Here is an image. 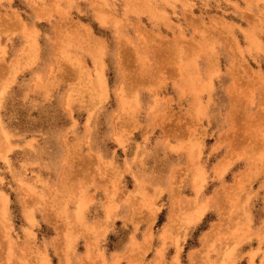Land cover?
Masks as SVG:
<instances>
[{"label": "rangeland", "instance_id": "1", "mask_svg": "<svg viewBox=\"0 0 264 264\" xmlns=\"http://www.w3.org/2000/svg\"><path fill=\"white\" fill-rule=\"evenodd\" d=\"M0 239L264 264V0H0Z\"/></svg>", "mask_w": 264, "mask_h": 264}, {"label": "bare ground", "instance_id": "2", "mask_svg": "<svg viewBox=\"0 0 264 264\" xmlns=\"http://www.w3.org/2000/svg\"><path fill=\"white\" fill-rule=\"evenodd\" d=\"M101 10H102V9H101ZM98 12H99V10H98ZM97 14H98V13H97ZM99 14H101V13L99 12ZM17 23H18V22H17ZM97 50H98V49H97ZM172 53H173V52H172ZM174 57H175V56H174ZM96 62H97V61H96ZM179 68H180V67H179ZM98 76H100V75H98ZM102 77H103V76H102ZM99 78H101V77H99ZM146 80H147V79H146ZM97 81H98V80H97ZM99 84H100V82H99ZM101 84H102V83H101ZM103 84H104V83H103ZM103 84H102V85H103ZM187 85H188V84H187ZM100 86H101V85H100ZM203 86H204V85H203ZM105 87H106V86H105ZM105 87H104V88H105ZM203 88H204V87H203ZM182 89H183V88H182ZM187 93H188V92H187ZM189 115H190V114H189ZM132 118H133V117H132ZM188 125H189V124H188ZM251 129H252V128H251ZM248 134H249V133H248ZM258 134H259V133H258ZM229 135H230V134H229ZM251 136H252V135H251ZM237 138H238V137H237ZM248 139H249V138H248ZM244 140H245V138H244ZM246 140H247V139H246ZM251 141H252V140H251ZM261 141H262V140H261ZM245 142H246V141H245ZM257 145H258V144H257ZM235 189H236V188H235ZM199 190H200V189H199ZM231 191H232V190H231ZM233 191H234V190H233ZM235 192H236V191H235ZM2 199H3V200H2L3 203H6V202L8 201V199H7L6 196H3ZM225 202H226V201H225ZM58 203H59V202H58ZM3 206H4V205H3ZM3 206H2V207H3ZM81 206H82V205H81ZM81 206H80V207H81ZM205 206H206V205H205ZM57 209H58V208H57ZM80 209H81V208H80ZM205 210H206V209H205ZM4 211H5V210H4ZM200 212H201V213H200ZM200 212H199V213H200V216H202L203 213H204L205 211H200ZM2 213H3V212H2ZM66 221H67V220H66ZM244 222H245V221H244ZM245 225H246V224H244V226H245ZM69 234H70V233H69ZM69 234H68V235H69ZM205 239H206V238H205ZM0 240H1V239H0ZM64 256H65V255H64ZM44 260H45V258H44ZM47 260H48V259H47ZM42 262H43V261H42ZM46 264H48L47 261H46Z\"/></svg>", "mask_w": 264, "mask_h": 264}]
</instances>
